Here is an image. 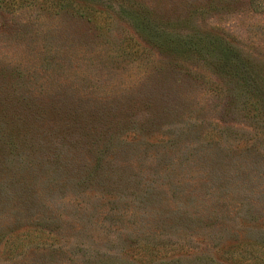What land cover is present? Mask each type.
I'll list each match as a JSON object with an SVG mask.
<instances>
[{"label":"rangeland","instance_id":"rangeland-1","mask_svg":"<svg viewBox=\"0 0 264 264\" xmlns=\"http://www.w3.org/2000/svg\"><path fill=\"white\" fill-rule=\"evenodd\" d=\"M0 264H264V0H0Z\"/></svg>","mask_w":264,"mask_h":264},{"label":"trees","instance_id":"trees-1","mask_svg":"<svg viewBox=\"0 0 264 264\" xmlns=\"http://www.w3.org/2000/svg\"><path fill=\"white\" fill-rule=\"evenodd\" d=\"M193 40H192V38L191 37H189V39H188V41L186 40H181V39H177V40H175L174 42H169V43H166V42H164L165 44L164 45H162V46H165L166 48H168V49H170V50H175L176 52H179L181 49H183V47H185V45H187L188 43H190V42H192ZM171 43H173L172 45H171ZM161 46V45H160ZM216 50H218V52L216 53V55L218 56V57H221V58H223V59H225V56H227L229 53H225V51H223L222 50V47L218 44L217 45V48H216ZM225 50V49H224ZM227 51V50H226ZM231 55V54H230ZM229 55V56H230ZM238 69V68H237ZM240 72L242 71H244V72H246V71H250V69L249 68H242V69H240L239 70ZM247 84V83H246Z\"/></svg>","mask_w":264,"mask_h":264}]
</instances>
